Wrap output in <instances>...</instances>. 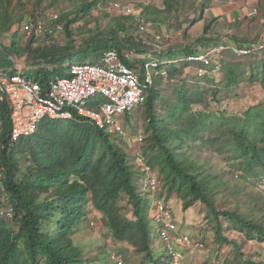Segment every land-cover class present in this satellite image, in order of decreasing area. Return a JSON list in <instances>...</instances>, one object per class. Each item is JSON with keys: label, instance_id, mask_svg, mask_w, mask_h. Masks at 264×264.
Returning <instances> with one entry per match:
<instances>
[{"label": "trees", "instance_id": "1", "mask_svg": "<svg viewBox=\"0 0 264 264\" xmlns=\"http://www.w3.org/2000/svg\"><path fill=\"white\" fill-rule=\"evenodd\" d=\"M31 1L36 2L33 6L38 10L52 3L48 1L42 7L45 0H0V33H11L19 26V19L31 14L26 9ZM97 3L99 0H84L73 12L62 14L65 30L80 14L86 16ZM72 13L76 14V19L71 18ZM210 31V24H206L203 35L192 46L155 53L156 57L168 56L169 60H175L209 49L212 43L214 47L224 48L215 52L209 66L188 62L165 66V78L176 79L194 68L193 79H204L216 85L213 95L222 88L229 89L247 81L260 87L262 100L241 114L206 112L205 108L194 109V105L200 103V87L195 86L189 92L188 87L182 86L174 90L172 98L163 99L167 106V114L163 116L156 111L160 96L156 87H160L165 78H155L144 103L137 109L144 107L138 116L145 121L142 156L149 174L157 178L158 193L165 201L179 200L183 211L195 204L205 207L206 216L213 223L214 243L228 250L221 264H264V254L247 257L243 252L246 243L264 242V206L258 202H237L234 207L221 208L216 204L220 191L241 192L240 178L264 176V51L238 55L233 49L258 40H240L233 36L228 43L219 39L220 34L212 36ZM88 32V39L76 51L70 39L64 47L33 50V59H39L35 63L38 67L30 70L27 77L44 90L51 80L50 74L63 70L55 64L70 61L83 52L92 51L97 58L115 49L123 58L126 50L142 51L138 39L120 38L113 29L105 34ZM207 33L211 35L209 38H206ZM141 63L136 60L130 67ZM48 64L53 65L51 73L47 70ZM216 67L218 80L214 81L208 73ZM196 68H204L207 74L198 76ZM8 113L7 106L0 103L1 186L14 208L12 220L0 219V264L99 261V257L85 258L73 238L88 220L89 207L94 210L91 220L98 219L114 243H125L126 248L132 249L137 261L129 264H161L150 243L149 196L141 191L144 172L138 164L139 168L135 166V157L120 142L73 113L70 120L44 118L31 136L9 144ZM131 117L125 115L128 123ZM203 153L224 157L225 163L231 164L230 171L228 169L231 179L238 184L224 181L218 171L213 173L210 161L201 156ZM128 212L132 219L126 216Z\"/></svg>", "mask_w": 264, "mask_h": 264}, {"label": "built area", "instance_id": "2", "mask_svg": "<svg viewBox=\"0 0 264 264\" xmlns=\"http://www.w3.org/2000/svg\"><path fill=\"white\" fill-rule=\"evenodd\" d=\"M213 1L220 4L229 3V0ZM139 2L141 6L147 5L145 0ZM105 9L113 16L134 13L131 0L111 1ZM255 14L256 9L251 8L247 16L252 17ZM138 18L134 37L138 39L143 50H149L142 57V66L139 64L134 68L130 67V64L138 58L134 50H126L121 58L115 49H109L96 63L69 64L65 76L50 80L44 90L38 82L25 75L24 66L15 64L16 71L12 73L0 68V103L5 104L9 111V144L31 136L44 118L70 120L73 118V113L86 118L90 125L104 132L110 139L120 144L126 142L131 146V151H135L133 155L136 162L145 173L144 187L152 198L153 221L158 228L159 240L165 249L167 262L162 263L202 264L188 262L185 253L177 249V246H180L199 253L206 250L207 245L200 239L178 234L170 208L158 193L159 182L155 176L149 174L150 169L144 162L140 148L144 136L139 133L130 137L118 117L129 115L136 106L144 103L155 78L166 77V65L180 66L188 62L209 66L213 53L204 50L183 58L160 61L150 52L162 53L164 37L156 33L152 38L149 37L153 25L142 17ZM65 23L58 12L35 11L27 17L22 26L17 28V31H19L18 35L21 34L31 42L39 38L63 35ZM242 45L244 47L233 49L241 56L264 51V42L257 41ZM221 49L224 48L218 47V50ZM0 51L3 52L1 47ZM8 55L10 59L13 58L12 53ZM195 72L198 76H202L206 70L196 68ZM1 177L0 172V219L12 220L14 208L1 186ZM95 223L90 221L91 225ZM109 261L111 264H123L116 252L109 255ZM211 264H221V262L213 261Z\"/></svg>", "mask_w": 264, "mask_h": 264}, {"label": "rangeland", "instance_id": "3", "mask_svg": "<svg viewBox=\"0 0 264 264\" xmlns=\"http://www.w3.org/2000/svg\"><path fill=\"white\" fill-rule=\"evenodd\" d=\"M48 1H51L52 3L47 5ZM83 1L84 0H56V2L53 3V0H45L41 4V6H48L47 8H45V11H56L59 14H63L67 12H73L75 8H77L83 3ZM111 1L113 0H106L105 2L100 1L97 5L92 8V10L87 13L88 15L86 17L80 14L78 17V21L70 24L68 29L65 30L64 35H62L63 37H58V39H60L59 41L55 39V44H64L68 38V33V35L71 34L70 38L72 37V40L75 42L76 46H79L80 42L85 41L88 38V30L94 32L93 34H99L100 32L105 31L108 28L109 20L107 18H104L103 13L105 12L107 3ZM160 1L161 0H150L148 6L150 8L153 7L155 9L162 8V4H160ZM190 1L193 2V7L189 9ZM190 1H185L183 3L185 4L184 7L181 8L179 12V18L187 19V21L182 22L184 24L183 27H181V25L179 26L178 20H172L174 19L175 13L171 15L170 19L172 20V25L175 26L173 28H170V30L174 32V34H170L171 40L164 42L163 48L169 45L167 47V49H169L170 46H174V43L177 46L178 43H180L179 45L181 46L193 45L196 39L200 38L203 35V27L206 24H210L211 26L210 34L212 36L220 34L219 39L224 42L229 43L231 37L233 36H237L240 40H260L261 42H264V0H234L233 6L221 9V11L216 10L218 7L213 5V0L209 2L207 0ZM35 3V1H31L30 4H28V6L26 7V9L29 11L35 9L36 11L39 8H36V5L33 6V4ZM153 3H155L156 5H154ZM204 7H208L210 11L208 12V15L205 16L203 15V12H205V10H203ZM251 8L256 9V14L252 17H248L247 13ZM234 10L235 12H238L241 17H238V15L234 13H230ZM218 12L220 14H225L226 12H229L232 15L231 18H227V22H225L222 17L219 20L214 18V15ZM71 15L72 19L76 17V14L74 13H72ZM25 21L26 17L19 19L17 23L19 24V26H22ZM96 22L97 25H95ZM136 26L137 23L134 27L136 28ZM10 32L11 33L5 32V35H0V43L2 44V47L4 48V50L7 51L13 50L18 55L23 54L25 52L23 51V45L26 44V39L21 36V34L17 35L16 32L19 31H17L16 26L13 28V31ZM210 36L209 33L206 34V38H209ZM11 42L12 46H10ZM172 42L174 43L171 45L170 43ZM42 44L40 42H35L34 48H37L38 46H43L45 44L46 46H49L47 42L43 45ZM210 46L212 47H210L209 49L205 48V51L212 52L214 57L216 55L215 52H217L216 50H218V48L214 47L213 43ZM151 53L154 55L153 52ZM2 56L3 58L0 59V62H7V54L2 52ZM158 58L160 61L169 60L168 56ZM71 63H96V55L92 51H89L87 53L83 52L79 55L74 56L70 61H64L60 64H55V66L60 65V67H62L63 70L61 73H51L52 68H50L49 66L53 65L48 64L47 70L51 73L50 79L53 80L59 76H62L67 66ZM37 67V65L33 64L29 66L27 70L35 71ZM193 69L194 68H189L188 70L183 72L179 77H176V79L173 80L165 78L162 81L160 87H156V90H160V96L156 102V111L158 112V114L163 116L167 114V106L163 104V99L172 98L174 90L180 89L182 86L188 87L189 92H192L195 89V86L200 87V103L194 105V109L205 108L206 112L224 111L228 114H241L242 112H245L250 106L257 104L260 100H262V93L260 87L258 85L252 86L247 81H243L239 83V85L231 87L229 89L222 88L217 93V95H213L212 91L216 89V85L204 79H193L191 77L194 75ZM216 71L217 67L216 69L208 73L209 78L213 79L214 81L218 80L215 76ZM204 74H207V71ZM138 108H140V106L135 107V111H133L131 115L132 121L130 120L129 123L126 121V118L124 116H119L118 120L123 124L126 132L130 134L141 133L145 138L146 134L144 132L143 127L145 121L142 117L138 118V116L142 114L141 111H143L144 107H141L140 110H137ZM130 150L132 149H129V151ZM133 153H135V151H131V154L134 158L135 156L133 155ZM201 156H206V158L210 161V168L213 173L218 171L221 173V175L224 176V181L231 180L237 183L236 181L231 179L230 176H232V174L228 172V169L230 171L231 164L225 163L223 159L224 157L217 158L215 154L211 155L210 153H203ZM136 164L137 163H135V165ZM144 178L145 175L143 173V177L141 179ZM240 179L243 183L241 184V192L236 194V192H231L229 190L220 191L216 197V204L221 208L234 207L237 202L244 204L258 202L260 206H264V176L261 175L259 178L245 177L244 179ZM252 196L256 197L253 199ZM168 202L171 205L172 212L175 217V221L177 223L179 231L182 233H186L193 238L201 239L207 244V246L205 247L206 250H204L205 252L200 251V255L199 253L196 254V256H199V258L201 259V262H209L210 264L213 261L215 263H217V261L222 262L223 258L227 256L228 250L225 247L220 248L214 243L215 238L211 228L213 223L211 219L206 216L205 207L202 204H195L190 209L183 211L181 208V202L179 200H170ZM88 210L91 211V207L87 209V212ZM92 216L93 214L91 211L88 214V220H86V222L81 226L80 231L78 230V232H75L73 236V238H75L76 244L78 245L82 254H84L85 258H100L99 261H93L91 264H110L106 255H111V253L116 252L117 255L122 258L123 264H129V262L131 263V261H137L135 255L132 254V249L130 250L128 246L126 248L125 243H114L113 239L109 236L106 229L100 225V221L98 219H92L91 221H94L96 223L95 225H91L90 219ZM126 216L132 219V215L129 212L126 214ZM156 233L157 228L154 223H151V242H154L157 236ZM158 252L160 253L161 251L159 250ZM243 252L247 257H259L261 254H264V242L246 243L243 246ZM185 255L188 256L190 254ZM161 258L162 257H159V260ZM192 263L195 262L192 260ZM82 264L87 263L83 262Z\"/></svg>", "mask_w": 264, "mask_h": 264}, {"label": "crops", "instance_id": "4", "mask_svg": "<svg viewBox=\"0 0 264 264\" xmlns=\"http://www.w3.org/2000/svg\"><path fill=\"white\" fill-rule=\"evenodd\" d=\"M100 1H102V0H99V2ZM113 1H115V0H113ZM121 1H126V0H121ZM139 1L140 0H131L132 6H133V10H134L133 15H126V16L118 15V16H113L112 14H110L105 9V12L103 14H104V18H107L109 20V25H108V28L105 31L100 32V33H104L105 34L109 29H113V30H115L117 32L118 37H120V38L125 37V36H132V37H134L135 34H136L135 33V27L134 26H135V24L137 23V21L139 19L138 17H142V18H144L145 20H147L148 22H150L153 25V31H152V33L149 34V37L152 38L153 34H155V33L156 34H161L164 37V41L167 42V41L171 40L170 34H174V32H172L170 30V28H173L175 26V25H172V20H175V21L178 20L179 21V26L181 25V27L184 26V24L182 22L187 21V19H185V18H179V16H180L179 15V12H180V9L183 8L184 5H185L183 3L185 1H190V0H161L160 1L161 2L160 4H162V8H156V9L153 8V7L150 8L148 6L150 0H145L147 2V5L146 6H141ZM207 1L209 2L211 0H207ZM212 3H213V5H215L216 7H218L216 9L217 11H221V9H225V8L230 7V6H233L234 0H229V3L228 4H220V3H217V2H213V1H212ZM153 4L156 5L155 3H153ZM192 7H193V2L190 1L189 9L192 8ZM203 10H205V12H203V15L204 16L205 15H208V12H210L209 9H208V7H204ZM36 11L45 12V9L44 10H38L37 9ZM34 12H35V10L34 11L31 10L30 11L31 14H29L28 16L32 15ZM53 12H56V11H53ZM174 13H175L174 19L171 20L170 19L171 18V15H173ZM230 13H234V14L238 15V17L240 16L238 12H235V10L233 12H230ZM230 13L229 12H226L225 14H220L218 12L217 14L214 15V18H216L217 20H219L222 17V19H224V21L227 22V18H231V15L232 14H230ZM60 14H62V13H60ZM27 17H26V19H27ZM216 19H215V21H216ZM77 21H78V18L74 22H77ZM221 22H223V21H221ZM95 25H97V22H96ZM166 29H168V30H166ZM1 34L5 35V33H0V35ZM67 35H68V33H67ZM61 36L62 35H60L59 38ZM69 36H70V34H69ZM55 39L58 40V41L60 40V39H58V37H53V36H50L48 38H39V39H36L34 41H31V42L29 40L28 41L26 40L25 41L26 44L23 45V51H25V52L23 54H21V55H18L17 53H15V51L13 52V51H9V50L7 51V50H5L8 54H11L12 53V57L13 58L10 59L9 58V55L7 54V57H8V58H6L7 62L1 61L0 62V68H2L4 71H7L9 73H12V72L16 71L15 70V64L16 65H19V66H24L25 67V75H26L29 72V70H27V68L29 66H31V65L39 62V59L38 60L33 59L32 54H31L32 51L36 49V47L34 48L35 42H40L41 44L43 42H44L43 44H45L47 42L49 44V46H46V44L45 45L42 44L43 46H38L37 48H41L42 50L43 49H49L50 50V49H52V47H64L66 45V43L72 41L71 43H73V46L75 47V51H76V50H78L82 46V43L85 42L88 38L85 41L80 42V45L79 46L77 45L78 47L76 46L75 42L72 40V37L71 38H67V40L65 41V43L62 44V45H56L55 44L56 43V40ZM231 41H232V38H231ZM173 43L174 42H172L170 44L172 45ZM176 43H177V41H176ZM179 44L180 43H178V46H177L174 43V46H170L169 49H167V47L169 45L166 46L165 48H163V46H162V48H163L162 53L163 52L174 51V50L185 49L186 47L192 46V45H187V46L184 45V46H181ZM10 46H12V42H11ZM0 47H1L2 50L4 49L2 47V44L1 43H0ZM141 50H142L141 52H138V51L134 50L136 52V55L138 56V58L136 60H142V57L144 56V54H146V53L149 52V50H147V49H144L143 50L141 48ZM153 56L156 57L155 56V53H154ZM100 57H97L96 58V62L100 59ZM1 58H3V56L0 55V59ZM156 58H158V57H156ZM162 61H166V60H162ZM138 65H136V66H138ZM166 66H170V65H166ZM49 67L52 68L51 66H49ZM64 72L66 73V69H65ZM92 107H93V104H92ZM134 109L132 110V112L130 113V115H132L133 111H135ZM122 127L124 128L123 124H122ZM128 134H129L130 137H132V136H134L136 134H139V133H135V134L128 133ZM121 145H122V143H121ZM123 146H124V149L127 152L131 153V150L129 151V149L131 148L130 145H128L125 142V143H123ZM142 146H143V144L140 146L141 152H142ZM135 166L137 168H139L137 165H135ZM141 181L143 183V189H141V191H143L144 193L147 194V191L144 188L145 178L142 179ZM148 196H149V194H148ZM148 198H149V201H150V197H148ZM89 211L90 210H88V212ZM91 211H92V214H93L94 213V210H91ZM90 221H91V219H90ZM156 235H157V233H156ZM150 243H151L152 249L154 250V255H155V257L157 259H159V257H164L165 256V249L163 247V244L160 242L158 236H156L154 242H151L150 241ZM159 250L161 251L160 253L158 252ZM180 250L183 251V253H185V254H190L188 256L186 255V258H187L186 260L188 262H192V260H193L195 263L196 262L197 263H202V264L204 263V262H201V259L199 258V256L198 257L196 256L197 253L194 250H192L190 248H187V249L186 248H180ZM199 255H200V253H199Z\"/></svg>", "mask_w": 264, "mask_h": 264}, {"label": "clouds", "instance_id": "5", "mask_svg": "<svg viewBox=\"0 0 264 264\" xmlns=\"http://www.w3.org/2000/svg\"><path fill=\"white\" fill-rule=\"evenodd\" d=\"M109 3V2H108ZM107 3V4H108ZM107 6V5H106ZM45 12H50V11H45ZM61 17H62V15H61ZM20 26H18L17 28H19ZM65 30V29H64ZM17 35H18V32H17ZM3 51H5L4 49H3ZM6 52V51H5ZM145 188V187H144ZM146 190V189H145ZM147 191V190H146ZM147 193H148V191H147ZM149 194V193H148ZM149 197H150V203H149V219L151 220V223H154V221H153V211H152V209H151V203H152V198H151V196H150V194H149ZM161 199L165 202V203H167L168 204V206H169V208H170V211H171V214H172V218H173V220H174V223H175V225H176V231L178 232V234L179 235H186V236H189L188 234H186V233H182V232H180L179 231V229H178V226H177V223H176V221H175V217H174V215H173V212H172V208H171V205L169 204V202H167V201H165L163 198H162V195H161ZM155 224V223H154ZM156 226V225H155ZM156 228H157V226H156ZM157 236H158V228H157ZM189 237H191V236H189ZM159 238V237H158ZM201 240V239H200ZM201 241H203V240H201ZM204 242V241H203ZM206 244V243H205ZM207 245V244H206ZM164 247V246H163ZM180 248H183V247H178L177 246V249H179L180 250ZM183 252V251H182ZM109 255L110 254H108V261H109ZM186 256V255H185ZM164 259L163 260H165L166 259V257L164 256L163 257ZM122 259V258H121ZM161 260V264H162V258L160 259ZM109 263L111 264V262L109 261Z\"/></svg>", "mask_w": 264, "mask_h": 264}]
</instances>
